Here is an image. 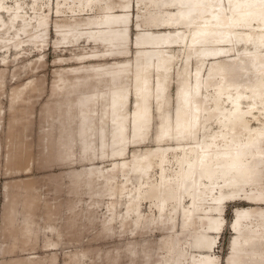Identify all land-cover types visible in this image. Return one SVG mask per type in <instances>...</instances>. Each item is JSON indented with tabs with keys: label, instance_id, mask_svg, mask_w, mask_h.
<instances>
[{
	"label": "bare ground",
	"instance_id": "1",
	"mask_svg": "<svg viewBox=\"0 0 264 264\" xmlns=\"http://www.w3.org/2000/svg\"><path fill=\"white\" fill-rule=\"evenodd\" d=\"M135 1L140 12L145 6L153 10L140 13L136 61L119 62L108 73L91 70L89 76L105 80L94 83L91 91L81 87L80 73L62 77L60 87H75L71 90L75 102L63 114L66 122L60 134L65 141H61L68 153L78 145L92 154L90 158L126 157L130 145L148 138L156 104L163 116L157 146L135 149L132 158L112 164L114 170H122L119 192L126 197V206L121 210L119 200L109 201L111 220L122 217L121 226L133 229L144 222L142 199L154 198L159 218L169 214L172 228L178 214L182 227H194L188 241L176 235L163 239L165 263L218 264L215 249L226 224L225 204L245 201L248 204L235 206L229 224L233 235L226 264H264V0H73L66 4L70 9L59 6L58 11L95 8L96 13L83 22L84 28L77 18L60 24L61 41L74 43L87 34L85 39H102L107 51H117L129 40L130 6ZM20 8L19 1L14 5L0 0V37L19 31L39 34L48 28L46 12L31 16ZM167 8L173 10L166 12ZM3 10L7 18L1 15ZM173 46L182 47L183 65L171 116L164 106L169 102L168 82L178 57L168 49ZM230 54H235L229 56L230 62L221 61V56ZM193 58L197 61L194 68ZM22 89L12 98L19 97ZM157 166L158 175L153 169ZM100 169H94L91 179L102 176ZM116 171L104 176L107 182L116 181ZM117 188L113 183L107 193L113 195ZM13 211L11 207V222L15 221ZM23 211L29 239L36 221L30 210L23 207ZM132 215L133 222L129 220ZM86 255L85 250L75 253L71 264H87ZM28 258L31 264L34 259Z\"/></svg>",
	"mask_w": 264,
	"mask_h": 264
},
{
	"label": "rangeland",
	"instance_id": "2",
	"mask_svg": "<svg viewBox=\"0 0 264 264\" xmlns=\"http://www.w3.org/2000/svg\"><path fill=\"white\" fill-rule=\"evenodd\" d=\"M18 1L21 3L20 10L27 15L46 12L48 28L39 34L19 31L21 33L13 32L7 38L0 37V264H28V256L34 259L31 264H71L75 253L82 250L87 254V264H166L162 258L165 252L161 246L163 239L176 235L185 242L192 238L194 227H182L181 214L176 216L177 225L172 228L173 219L169 214L159 218L154 198L147 197L142 199L140 205L145 214L144 222L131 229V225L121 226L122 217L117 216L111 220L112 211L107 207L109 201L117 199L118 209L125 210L126 197L119 192L124 180L122 170L120 167L117 171L114 170L113 162L132 158L135 149L157 146L156 135L163 120L160 108L153 105V120L148 138L139 144L130 145L126 157L90 158L92 154L78 145L68 153L67 145L61 141H65V137L60 134L66 122L63 114L75 102V96L71 92L75 87H60L62 77L80 73L81 87L91 91L94 83L105 81H100V77L94 79L89 76L91 70L108 73L119 62L134 63L138 49L137 35L141 29L137 25L140 13H150L153 10H148L145 6L140 12L136 1L134 5L132 2V27L128 42L117 51H107L102 39L95 42L85 39L87 34H84L79 41L68 43L61 41L62 35L58 32L60 24L75 18L82 21L80 27H86L87 24L83 22L96 13L95 8L90 11H58L59 6L70 9L66 4L73 0H6L14 5ZM171 10L173 9L167 8L166 12ZM1 15L8 17L4 10ZM126 48V51L121 52ZM168 49L178 55L168 82L169 102L164 106L173 116L183 58L182 47L173 46ZM229 56L235 54L221 56L220 59L230 62ZM196 63V58H193L191 66L194 68ZM98 64L102 66L93 70V66ZM22 87V93L13 99L14 92ZM134 103L132 97L129 105L132 107ZM243 104L246 106L247 102ZM252 119L257 121L255 117ZM212 124L217 127L216 122ZM168 143L174 144L172 141H164L165 145ZM96 167L101 168L98 172L102 176L91 179ZM153 169L158 175L160 167ZM115 171L119 174L116 181L107 182L104 176ZM113 183L119 188L112 195L107 192ZM246 204L248 203L245 201L225 204L226 224L218 235V246L215 249V253L219 255L218 264H226L231 249L233 231L229 224L234 216V208ZM22 205L31 211V217L36 221L32 232L28 233L31 235L29 239L23 228ZM11 207H14L13 222L10 221ZM134 216L129 218L131 222L135 220ZM108 223H111L110 226ZM51 225L56 228L51 229ZM56 229L60 234L56 233ZM50 240L58 241L59 245H47ZM23 247H26L25 250ZM4 248L7 250L4 251ZM186 263L188 261L182 264Z\"/></svg>",
	"mask_w": 264,
	"mask_h": 264
}]
</instances>
